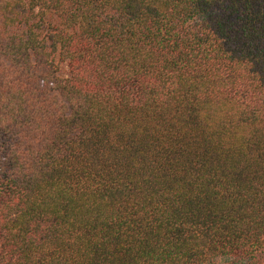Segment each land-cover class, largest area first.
<instances>
[{
    "label": "trees",
    "instance_id": "16d2710c",
    "mask_svg": "<svg viewBox=\"0 0 264 264\" xmlns=\"http://www.w3.org/2000/svg\"><path fill=\"white\" fill-rule=\"evenodd\" d=\"M0 264H264V0H0Z\"/></svg>",
    "mask_w": 264,
    "mask_h": 264
}]
</instances>
